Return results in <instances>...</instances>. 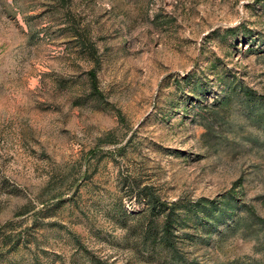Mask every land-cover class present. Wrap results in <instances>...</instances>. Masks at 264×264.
Here are the masks:
<instances>
[{
	"label": "rangeland",
	"instance_id": "obj_1",
	"mask_svg": "<svg viewBox=\"0 0 264 264\" xmlns=\"http://www.w3.org/2000/svg\"><path fill=\"white\" fill-rule=\"evenodd\" d=\"M233 75L264 96V0H0V264H157L111 218L130 184L264 220V127L217 100ZM246 217L187 257L264 264Z\"/></svg>",
	"mask_w": 264,
	"mask_h": 264
},
{
	"label": "trees",
	"instance_id": "obj_2",
	"mask_svg": "<svg viewBox=\"0 0 264 264\" xmlns=\"http://www.w3.org/2000/svg\"><path fill=\"white\" fill-rule=\"evenodd\" d=\"M228 28L227 32H233ZM91 93L101 95L97 84L95 69L87 70ZM224 93L217 100L227 103L232 97L241 103L244 112L254 118L264 127V96L256 94L249 86L243 84L233 75L223 81ZM130 201L141 204L135 211H129L125 202L116 200L111 208L112 220L125 231V236L133 239L131 242L135 252L148 255L157 264H201L196 259H189L182 248L186 241L194 238L207 243L221 226L231 225L232 230L240 228L245 221L243 215L264 231V220L253 216L252 209H244L238 202L232 190L220 198L200 196L195 199L178 197L165 200L155 191L151 184L129 185ZM56 197L61 193H56ZM245 214H239V211ZM91 264H107L91 257Z\"/></svg>",
	"mask_w": 264,
	"mask_h": 264
}]
</instances>
